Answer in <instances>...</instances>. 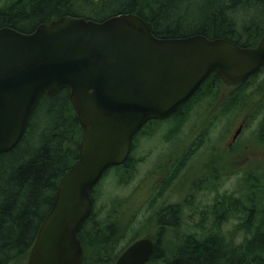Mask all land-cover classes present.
<instances>
[{"label":"trees","instance_id":"trees-1","mask_svg":"<svg viewBox=\"0 0 264 264\" xmlns=\"http://www.w3.org/2000/svg\"><path fill=\"white\" fill-rule=\"evenodd\" d=\"M127 14L140 17L160 39L200 35L254 48L264 34V3L261 0H8L4 4L0 0V28L8 27L24 34L63 16L102 22ZM221 85L219 77L211 74L192 100L167 120L155 121V125L159 124L161 128L168 126L162 133L166 134L164 139L168 142L174 140L191 112L202 108L203 104L206 106L199 116L200 122L203 117L214 114V103L219 98ZM225 98L223 111L231 113L236 106L237 118L243 113L251 115L256 109H262L264 68ZM214 122L213 117L206 122L204 136L198 134L190 145L189 157L202 146ZM81 135L69 93L62 90L52 97L42 96L20 142L10 152L0 155V264H22L27 257L44 218L52 208L58 181L78 158ZM263 139L264 127L253 138L256 144H252L253 148L262 145ZM139 144V138L135 136L127 160L122 166L110 168L104 176L114 171L117 182L130 184L135 178L138 162L134 153L139 152ZM172 147L178 146L175 143ZM226 154L227 151H222V177L224 172H231L228 160H224ZM181 167L174 170L173 179ZM209 171L213 177V167ZM256 171L264 175L263 168ZM202 178L212 179L209 175ZM248 179L252 182H243L240 197L231 194L215 197L211 206L215 219L210 227L200 232H180L178 220L182 222L184 218L181 208H162L159 202H155L156 196L148 197L145 207L148 227L141 231L152 233L148 238L153 240L155 237V247L147 264H264V177L251 174ZM199 183L201 185L197 182L189 185L193 189L200 185L203 190H215L212 182ZM131 198L115 202L117 207L112 204L109 210L104 208L103 214L101 210L96 211L93 196V210L78 235L83 264H114L129 244L144 238H137L139 233L120 248L139 212L136 207L134 211L125 212V205ZM190 206L189 212L193 210ZM161 212L166 215L159 218L160 222L172 221L175 229H158L154 234V218ZM230 217L238 220L236 231L245 234V240L239 246H234L232 237L228 240L218 225Z\"/></svg>","mask_w":264,"mask_h":264},{"label":"water","instance_id":"water-1","mask_svg":"<svg viewBox=\"0 0 264 264\" xmlns=\"http://www.w3.org/2000/svg\"><path fill=\"white\" fill-rule=\"evenodd\" d=\"M263 67L264 35L254 48L200 35L160 39L131 14L102 22L63 16L28 34L0 28V155L20 142L42 96L62 90L82 132L25 264H83L78 235L92 191L127 160L141 127L175 114L211 74L236 88ZM154 247L136 240L114 264H147Z\"/></svg>","mask_w":264,"mask_h":264},{"label":"rangeland","instance_id":"rangeland-1","mask_svg":"<svg viewBox=\"0 0 264 264\" xmlns=\"http://www.w3.org/2000/svg\"><path fill=\"white\" fill-rule=\"evenodd\" d=\"M7 1L8 0H1V3L4 4ZM226 93V91L222 92L221 99L225 98ZM205 106L206 104H203L202 108L198 107L191 112L188 120L184 123L181 131L178 134L180 137L177 141L171 140L170 142H168V140L166 141V139H160L162 133L165 132L168 128V126H165L160 129V133H157L155 137L150 139V142L140 144V150L137 154L134 153V158L136 161L140 158H144V161L140 165L141 169L137 180L143 179L146 175L149 174V172H151L156 167L157 164L161 162L162 153L160 154L157 152H167V147L172 146L174 143L178 144L182 136V138L187 141L186 145H192L198 135L196 126L200 123L199 116ZM238 112L239 111L235 109L234 112L232 111L231 113H229V115L222 117L221 120L218 119L216 122L213 123L210 135L208 136L209 139H206L202 143V146L199 147L197 150V154L206 156V154L212 147H214V145L217 146L219 143L223 142L224 146L228 145V141L230 142L231 137L240 128V125L242 133L239 138L238 146L241 147L248 144L250 148H252L248 150H252V153L251 155L247 154V149H238L236 151L233 150L232 153H229V156H227V158L231 159V161L228 160L229 167H231V172L230 170L224 172V176L221 178L220 183L216 185L215 190H203L201 187L193 189V186H191L188 197H183L184 195L180 193V189V192L176 188L173 190L171 196L167 197L166 199L170 202H172L173 200L174 204H180L183 201L184 203H186L183 215V222L185 225L188 221L185 218L188 215L194 216L193 218H191V220L194 222V225L199 224V222L202 223L201 217L206 216V219L203 220L205 221L204 226L210 227L214 219V216L211 214V206L213 205L215 197L222 196L224 194H231L237 197L241 196V187L243 186V182H241L240 179L243 175V167H245L246 165L252 163V175L254 177H264L262 172L256 171L260 168L264 169V139L260 142L261 144H263L259 147L253 148L252 145H256L254 141H252L253 138L258 135L261 130L263 131L264 106H262V109H256L254 111L255 113L251 115L250 113H243L241 116H239V118H237ZM232 117L234 118V120H232L231 122L230 119ZM207 126L208 124L205 126V129L207 128ZM249 156L251 158L250 160ZM114 173V171H111L110 173H107L104 178L101 179V181L96 185L93 190V196L96 199V211L101 210V213L103 214L106 210H109L111 206L113 207L112 204L117 207L115 202L129 198L130 196H132L131 200L126 203V205L125 203L123 204L125 205V212L126 210L128 212L134 211L135 207L139 208V212L134 217L133 225L131 226L127 235L121 243L120 248H123L132 239V237L136 236L139 233L140 234L137 236V238L151 237L152 235V233L145 234L143 232L144 230L141 231L145 226H147L148 212H146L145 207L147 205L146 200L148 198V189L151 185V182H137L134 178L130 184L124 185L117 182ZM189 205H191L190 208L193 209L190 212ZM104 208H106V210H104ZM235 217H230L228 220L221 223L220 231L223 233V235H225L228 240H230V238L232 237V242L234 246H239L245 240V234L243 231H236V227H238V220ZM150 232L152 231L150 230ZM180 232L192 233V229L182 227L180 229ZM26 258L22 262V264H25Z\"/></svg>","mask_w":264,"mask_h":264},{"label":"flooded vegetation","instance_id":"flooded-vegetation-1","mask_svg":"<svg viewBox=\"0 0 264 264\" xmlns=\"http://www.w3.org/2000/svg\"><path fill=\"white\" fill-rule=\"evenodd\" d=\"M234 90L235 89L226 87L222 83L220 90H219V98L217 99V103H214L215 104L214 111H213L214 114L210 113L208 116L203 117L201 122L199 120L200 123H199V125L196 126L198 134H202V136H204L203 131L205 129V126L208 124L206 122L209 119H211L212 117H213V120L216 122L218 119L221 120L222 117L229 115L230 112L223 111L224 106L222 103L225 102L226 98L221 99V94H222V92L226 91L227 92L225 95V97H226L227 95L234 93ZM194 96L191 98V100L194 98ZM235 109L236 108H234V107L232 108L233 112L235 111ZM175 119H177V118H175ZM155 121H157V120H152V121L146 122L141 127V129L138 131V133L135 135V136H137V138H139L140 144L148 142V138H153V137H155V135L157 133H160L161 125H159V124L155 125V123H154ZM160 122H163V121H160ZM182 126L180 127V131L182 129ZM239 127L241 128V125ZM180 131H178V133ZM236 132L231 137L230 142L228 141V143H227L228 145L224 146V144H223L224 142L219 143L217 146L214 145V147H212L209 150V152L206 154V156H203L200 154L198 155L197 154L198 151H195L190 157H189L190 153H188V150H190V148H191L190 144L186 145L187 141L185 139H183L182 138L183 136L180 134L182 137L180 138L179 143L177 144L178 147L174 148L172 146H169V147H167V149H168L167 152H157L160 154L162 153L161 154V159H162L161 162L159 164H157L156 167L151 172H149L148 175H146L143 179H139V180H137V178L140 174V169H141L140 165L144 161V158H140L139 160H137L138 163L136 166L137 169H136V173H135V181H137V182H147V181L151 182V185L148 189V197L153 198L154 196H156L155 202H159V204L161 205L162 208H168V207L176 206V207L181 208L180 213L184 214V210H185L184 208H185V204H186V203H184V201L180 204H174L173 200H172V202H170L169 200L167 201V199H166L167 197L171 196V193L173 192V190L175 188L178 191H179V189L181 190V192L180 191L179 192L182 195H184L183 197H185V196L188 197V195H189V190H190L189 183L190 182H197L198 184H200L199 182H208V183L212 182V184L214 186L213 188L215 189L216 185H218L220 183L221 178H222V171H221L222 151H224V152L227 151V154L225 155L226 157L224 158V160H229V161H231V159H228L227 156H229V153H232L233 150L236 151L238 149H247V154L251 155L252 150H248V149H252V148H250V146L248 144H246L245 146H241V147L238 146L239 138L241 136L242 130L240 131L239 135L236 136V138L234 140ZM165 135L166 134H164V135L162 134L160 139L164 140ZM209 135H210V132H209ZM179 137H180L179 135L176 136L174 138V140L177 141L179 139ZM206 139H209V137H207ZM140 144H139V146H140ZM250 159L251 158L249 156V160ZM251 165H252V163L243 167V171H242L243 175L240 179L241 182H252V180H249L247 177V175L250 176L253 172ZM180 167H181V171L178 173V176L175 179H173L174 170H177ZM211 167H213V177H211V173L209 171ZM205 175H209L210 178H212V179L205 180L204 178H202ZM147 177H149V178H147ZM200 185L198 187H201ZM164 214H165L164 212L156 214V217L154 218L155 219V227L153 229L154 234H157L158 229H161V230L163 229V231L164 230L167 231V230H171L174 228L173 225H171L172 221L171 222H169V221L168 222L167 221L166 222H160L159 218L161 216H164ZM193 217L194 216L188 215L185 218L186 220H188L186 225L183 222L184 218H183L182 222H180L178 220V224H181L179 226V228L180 229L182 227L191 228L193 232H200V231H202L203 228H206V226H204L205 221H203L204 217H201V221L203 224L201 222H199V224H197V225H194V222L191 220V218H193ZM214 219H213V221H214ZM164 224H166V225H164ZM168 225H171V226H168ZM218 225H219V228H221V222H219ZM153 240L155 241V237L153 238Z\"/></svg>","mask_w":264,"mask_h":264}]
</instances>
